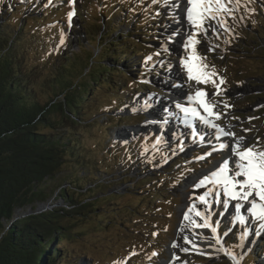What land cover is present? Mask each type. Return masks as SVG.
<instances>
[{
	"label": "rangeland",
	"instance_id": "374dc122",
	"mask_svg": "<svg viewBox=\"0 0 264 264\" xmlns=\"http://www.w3.org/2000/svg\"><path fill=\"white\" fill-rule=\"evenodd\" d=\"M162 2L163 0L154 5L152 0H76L74 17L77 18L72 20L71 28L67 23V13L73 10L69 0H53L48 8L44 7L47 0L0 2V25L9 24L10 31L15 32L17 53L26 55L23 69L29 72L35 64L33 71L36 74L30 76V80L36 88L41 89V101L50 93L47 88L49 69L57 56L76 55L75 74H85L83 79L89 82L86 75L88 70H83L88 63V56L100 53L95 60H102L103 50L107 48L99 43L106 44L109 41L98 43L97 37L96 41L91 42L87 37L89 28L96 33L100 32L95 24L104 21L100 11L106 14L111 10L116 14L112 18V24L117 27L113 38L120 30L125 32L133 25L137 27L132 28L136 30L135 33H141V29H144L147 34L142 37L145 39L141 46H137V50L133 49L136 58L142 62L135 64L130 61V65H133L132 73L140 77L137 79L124 74L123 77L115 78L118 84L123 82V86H113L110 89L95 86L96 90L91 92L90 104L84 105L82 114L79 115V125L68 128L76 137L75 154L80 155L76 160L83 163L84 167L76 165L74 157H68L63 170L69 175L66 179L72 189L66 194L73 197L76 203L93 198L87 208L89 211H84L85 216L79 215L62 222L63 226L70 229L69 237L60 243V247L67 253L65 264H113L117 260H126V264H162L165 260L164 264H170L174 252L180 257L176 264H183L184 261L187 264H237V261L239 264H264V231H260L256 223L250 222L247 225L249 235L244 244L251 248L240 247L239 236L245 230V225L237 221L233 226L231 219L221 218L219 206H215L216 214L213 215L212 222L215 224L217 219H221L218 232L225 248L232 252L235 260L223 252H217L216 248L220 246L213 248L211 245L215 241L211 239L204 241L205 245L199 247L200 252L189 247L190 251L184 253L171 247L172 242L181 235L179 226L184 212L192 203L189 198L193 196V185L227 153L215 152L207 160L197 161L195 157L209 151V145L194 144L188 133L178 135L175 130L159 128L161 123H146L164 117L162 111L155 110L157 112L154 113V118L151 109L155 108L148 104L145 110L144 106L148 101L158 102L162 109V102L169 103L175 116H182L174 103L180 102L179 100L187 102V94L195 90L194 86L187 84L182 69L177 75L179 59L183 55L177 44H168L172 49L171 54L161 52L160 57L153 56V62L164 60L163 66L149 62L147 69L150 71L146 70L145 57L161 51L162 44L167 41V34L171 32V27L166 32L165 26L174 24L169 9L163 8ZM250 7L256 9V14L246 18L244 23L230 21L235 38L225 33L218 40L212 39L211 44H219L215 52H209V41L202 40L199 53L206 55L207 63L214 64L216 71L226 80L221 87L227 91L223 96L213 99L225 100L232 107L227 110L229 116L217 123L222 126L232 124L234 127L231 130L237 136L247 138L246 145L256 144V138L259 137L260 147L264 148V107H261L264 105V18L263 8L259 3ZM35 10H41L43 15L38 16L39 12ZM158 11L159 16L156 15ZM240 15L247 17L243 8L237 13V17ZM62 30L65 33L64 45H60ZM239 38L248 47L235 44L240 42ZM88 42L92 45H87ZM221 56L223 59H220ZM169 66L172 68L171 72L168 71ZM91 70L95 72L99 69L93 67ZM137 71L142 73H136ZM257 78L262 80L256 81ZM142 80L150 82L142 83ZM139 84L144 85L147 91L141 90L137 94L134 88ZM176 90L182 93V97L171 94ZM207 91L211 95L215 89L209 84ZM121 95L127 98L124 104L119 101ZM117 103L124 105V110L121 107L116 110ZM133 108L141 110L133 112ZM223 111L225 110L221 108V112ZM232 117L239 119L234 120ZM249 117L257 119L249 123ZM84 119L86 122H83ZM196 127L201 130L204 128L198 123ZM242 129L251 131L245 133ZM161 135L162 143L153 147L156 137ZM181 141L184 151H180L178 147ZM79 171H84L83 179L79 180L80 187L74 184L79 178ZM58 186L52 187L56 195L38 206L40 211L69 210L67 201L58 196L65 185ZM203 191L202 188L196 194ZM197 206L200 207L199 204ZM228 228H232V231L224 237L223 233ZM204 230L201 233L211 237L210 230ZM153 233L157 235L154 236ZM178 241L181 243L180 239ZM170 248L172 252L169 251ZM153 252L157 255L153 256ZM132 253L136 254L131 255Z\"/></svg>",
	"mask_w": 264,
	"mask_h": 264
},
{
	"label": "trees",
	"instance_id": "16d2710c",
	"mask_svg": "<svg viewBox=\"0 0 264 264\" xmlns=\"http://www.w3.org/2000/svg\"><path fill=\"white\" fill-rule=\"evenodd\" d=\"M261 2L257 3L261 5ZM261 8L264 18V7ZM35 11L39 12L38 16L43 15L41 10ZM113 14L116 15L111 10L106 14L100 11L104 21L95 23L100 32L86 28L89 41L109 40L106 44L99 43L107 48L103 50L102 60H95L100 53L88 56L83 70H88L89 84L83 79L85 74H75L76 55L57 56L47 80L51 94L48 93L44 101L39 98L41 89L30 80V76L36 74L35 64L29 72L23 69L26 55L23 54L24 58L22 52L17 53L15 32L10 31L9 24L0 25V264H65L67 253L60 243L69 237L70 229L62 222L85 216L84 211H89L87 208L93 197L76 203L66 194L72 189L66 179L69 175L63 170L66 162L74 157L75 164L84 167L76 160L80 157L75 154L76 137L68 128L79 125V115L84 105L90 104L95 86L104 89L123 86L124 83L118 84L115 78L124 74L140 77L132 73L130 61L142 62L133 49L137 50L145 39L142 37L147 35L144 29L135 33L132 28L137 27L133 25L125 32L120 30L113 38L114 29H117L112 24ZM61 33L65 35L64 30ZM239 39L235 44L248 47ZM87 45L92 44L88 42ZM262 50L264 52V39ZM93 67L99 70L94 72ZM259 80L262 78L256 79ZM146 89L139 84L134 91L140 94ZM125 100L127 98L121 95L119 101L124 104ZM119 107L124 110V105L117 103L115 109ZM83 172H78L79 178L74 182L79 187ZM63 185L58 196L67 201L69 210L40 211L38 206L56 195L52 187Z\"/></svg>",
	"mask_w": 264,
	"mask_h": 264
},
{
	"label": "snow or ice",
	"instance_id": "6c2138e0",
	"mask_svg": "<svg viewBox=\"0 0 264 264\" xmlns=\"http://www.w3.org/2000/svg\"><path fill=\"white\" fill-rule=\"evenodd\" d=\"M257 2L258 0H163L162 7L169 9L173 23L177 27L167 34V41L162 44L161 51L148 55L144 60L146 70L150 71L147 69V65L149 62H153V56L160 57L161 52L171 54L172 49L168 47V44L175 43L176 37H180L183 55L179 59L177 75L182 69L186 75L187 84L194 86L195 90L193 93L187 94V104L175 102L174 106L182 114L181 121L189 129L193 143L210 146L209 151L195 157V159L197 161L207 160L215 152L227 153V155L213 166V170L202 174L193 185V196L189 198L192 203L183 214V220L187 221L188 224L182 223L179 232L184 233L185 229H188L193 236H199L201 241L214 240L215 244L211 246L215 248L216 245H219L220 247L216 248V251L223 252L233 260L235 257L229 249L225 248L218 232L221 219H217L215 224L212 222V217L216 214L215 206L221 208L219 214L221 218L225 215L231 217L233 226L237 221L239 224L245 225V230L239 236L240 247L244 246V241L249 235L247 225L250 222L256 223L259 230L264 231V148L260 147L259 137L256 138V144L246 145L247 138L237 136L231 130L234 127L232 124L222 126L217 123V121L229 116L227 110L231 109L232 105L225 100L213 99V97L223 96L227 91L226 88L221 87L226 83V80L216 71L214 64L207 63L206 55H200L199 46L202 40H207L210 43L208 51L215 52L219 44H211L212 39L218 40L225 33L235 38L234 27L230 21L244 23L246 18L256 14V9L250 5ZM69 3L73 5V10L67 13L68 27L71 28L73 17L76 15L74 10L76 0H69ZM159 3L161 0H152L154 5ZM52 4L53 0H47L44 7L48 8ZM261 6L264 7V0H262ZM242 8L247 13V17L244 15L237 17V13ZM156 15L159 16L160 12L158 11ZM245 26L247 25L245 24ZM170 27L171 25L165 26V31L167 32ZM226 42L231 43V41ZM64 43L65 37L62 33L60 45H64ZM220 59L223 57L221 56ZM153 63L163 66L165 61L161 59ZM168 71H172L171 66H169ZM141 82L149 83L150 81L142 80ZM209 84L215 89L211 95L207 91ZM199 85L205 87L201 88ZM173 87H183V85H173ZM146 107L147 103L144 106L145 110ZM221 108L225 111L221 112ZM140 110L132 109L133 112ZM232 119L238 120L239 117H232ZM254 119L257 117H249L248 122L250 123ZM168 122L167 119L146 121V123L163 124ZM197 123L210 130L211 139H206L205 134L198 131ZM242 131L247 133L251 129H242ZM162 141L163 136H157L153 147L160 145ZM178 147L180 151H184L183 141ZM202 188L204 191L197 195L196 193ZM198 204L200 207L197 206ZM230 208L231 211H229ZM193 214L195 217H199L202 222L194 219ZM195 229H208L211 232V237L204 236L203 233L196 232ZM231 231L232 228H228L223 236L227 237ZM153 235L155 236L157 233H153ZM181 238L183 244L173 241L171 245L173 249L188 253L190 248L184 245H191L197 252H200L196 242L190 239L188 235H182ZM135 254L132 253L131 255ZM152 255L155 256L157 253L153 252ZM178 260L180 257L174 252L170 264H176ZM113 264H126V260H117ZM183 264H187V262L184 261ZM237 264H239L238 261Z\"/></svg>",
	"mask_w": 264,
	"mask_h": 264
},
{
	"label": "bare ground",
	"instance_id": "6f19581e",
	"mask_svg": "<svg viewBox=\"0 0 264 264\" xmlns=\"http://www.w3.org/2000/svg\"><path fill=\"white\" fill-rule=\"evenodd\" d=\"M177 27V25L176 24H173L172 26H171V28H170V30L172 31V29H174V28H176ZM174 44H177V45H179L180 46V37H176V42L174 43ZM174 97H178V98H180V97H182V93L180 92V91H178V90H176V91H172V93H171ZM180 102H182V103H185V104H187V102L186 101H184V100H179ZM163 104H164V106L163 105H161V106H163L164 108L162 109L161 107H159L160 105H159V103L158 102H155V101H148V105H150V107H154L155 109H151V114H152V116H154V113H156L157 111H155V110H158V111H162V115H164V117H161L159 120H163V119H167L169 122L167 123V124H163V123H161L160 124V126H159V128H164L165 130H175L176 131V134H178V135H184V134H186V133H188V134H190V131H189V129H187L185 126H184V124L182 123V121H181V119L180 120H177V118H181L182 116H179L180 114H178V115H176L175 116V111H174V109L173 108H171V106L169 105V103H165V102H162ZM166 109H167V111H166ZM156 116H154V118H155ZM176 119V120H175ZM153 120H157V119H153ZM176 122H177V125H176ZM171 126V127H170ZM201 126H203V125H201ZM204 127V126H203ZM198 131L200 132V133H202V134H205V136H206V139H211V132H210V130H208V129H206L205 127L203 128V130H201V129H198ZM167 137V136H166ZM226 140L228 139V138H225ZM214 143H215V141H214ZM205 145H207V144H205ZM223 159V158H222ZM222 159L220 160V161H222ZM219 161V162H220ZM213 170V169H212ZM215 208H217V207H215ZM229 211H231V208L229 209ZM193 216H194V214H193ZM194 218H195V216H194ZM224 219H226V218H229V219H231V217L230 216H228V215H225L224 217H223ZM198 219V220H197ZM196 220L198 221V222H202V221H200V218L199 217H197L196 218ZM182 223H184V224H188V222L187 221H184V220H182V222H181V224ZM181 224H180V226H181ZM180 226H179V228H180ZM202 230L203 231H205L204 229H195V231L196 232H199V233H201L202 232ZM188 235L189 236V238L190 239H192V240H194L195 242H196V244H197V246L198 247H201L202 245H205L204 244V241H201L200 240V237L199 236H193L192 235V233L190 232V231H188V229H185V232L184 233H181V235L179 234V236H177V239H175V241L176 242H178V243H180L179 241H178V239H180L181 240V243L180 244H183V240H182V235ZM173 243V242H172ZM172 245V244H171ZM185 247H192L191 245H184ZM243 248H251L250 246L248 247L247 246V244H244V246H243ZM175 250V249H174ZM169 251L170 252H172L173 250H172V248H170L169 249ZM192 251V250H191ZM164 262H165V260H164ZM164 262L162 263V264H164ZM169 264V263H168Z\"/></svg>",
	"mask_w": 264,
	"mask_h": 264
}]
</instances>
